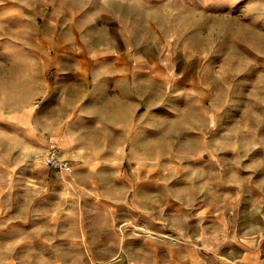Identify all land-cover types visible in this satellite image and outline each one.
Wrapping results in <instances>:
<instances>
[{"label": "rangeland", "instance_id": "obj_1", "mask_svg": "<svg viewBox=\"0 0 264 264\" xmlns=\"http://www.w3.org/2000/svg\"><path fill=\"white\" fill-rule=\"evenodd\" d=\"M103 1L0 0V264H187L203 234L264 247V0L112 2L130 94H106ZM44 135L71 174H47Z\"/></svg>", "mask_w": 264, "mask_h": 264}, {"label": "crops", "instance_id": "obj_2", "mask_svg": "<svg viewBox=\"0 0 264 264\" xmlns=\"http://www.w3.org/2000/svg\"><path fill=\"white\" fill-rule=\"evenodd\" d=\"M127 1L128 0H104L102 6L97 8L96 19L100 21L99 24H101V20H111L107 33L112 34L114 39L112 50H117L121 57L118 60H113L111 64L108 65V68L111 70V79L106 81V94H130L132 66L130 60V54L132 52L131 39L129 36L130 32H128L125 28L126 26L119 21V14L122 10L117 7L115 8L118 4H121L122 7L125 8V3H127ZM173 1L174 0H152L153 3L159 4L160 8L164 6L161 4L165 2L171 4ZM112 2L115 6H111ZM65 9L66 7L64 10ZM111 27L115 28L112 31L113 33H111ZM110 50L111 48L109 49L102 45H98L97 52L100 61L106 60L104 56L110 54ZM133 51L135 52L136 50L133 49ZM49 139L54 141L50 136H43L44 143ZM50 173L51 172L47 171V174ZM202 244V251L196 252L193 255L194 261L187 264H264V247L258 245L257 240L250 235L230 237L225 235L207 236L203 234ZM105 264H132V262H130L128 255L122 253Z\"/></svg>", "mask_w": 264, "mask_h": 264}, {"label": "built area", "instance_id": "obj_3", "mask_svg": "<svg viewBox=\"0 0 264 264\" xmlns=\"http://www.w3.org/2000/svg\"><path fill=\"white\" fill-rule=\"evenodd\" d=\"M39 159L41 160L42 166L52 174L54 172L57 174H71L73 171L70 161L61 157V151L57 143L50 139L44 143L43 152Z\"/></svg>", "mask_w": 264, "mask_h": 264}, {"label": "bare ground", "instance_id": "obj_4", "mask_svg": "<svg viewBox=\"0 0 264 264\" xmlns=\"http://www.w3.org/2000/svg\"><path fill=\"white\" fill-rule=\"evenodd\" d=\"M61 157H62V153H61ZM63 158V157H62Z\"/></svg>", "mask_w": 264, "mask_h": 264}]
</instances>
